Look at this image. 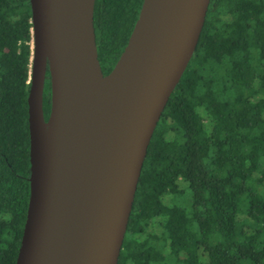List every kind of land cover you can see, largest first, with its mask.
<instances>
[{
  "label": "trees",
  "instance_id": "16d2710c",
  "mask_svg": "<svg viewBox=\"0 0 264 264\" xmlns=\"http://www.w3.org/2000/svg\"><path fill=\"white\" fill-rule=\"evenodd\" d=\"M142 0H94L103 74ZM29 0H0V264L29 195ZM42 108L50 110L48 71ZM117 264H264V0H209L147 146Z\"/></svg>",
  "mask_w": 264,
  "mask_h": 264
},
{
  "label": "water",
  "instance_id": "95a60500",
  "mask_svg": "<svg viewBox=\"0 0 264 264\" xmlns=\"http://www.w3.org/2000/svg\"><path fill=\"white\" fill-rule=\"evenodd\" d=\"M29 4V195L14 264H117L147 146L209 0H142L106 74L94 0Z\"/></svg>",
  "mask_w": 264,
  "mask_h": 264
}]
</instances>
